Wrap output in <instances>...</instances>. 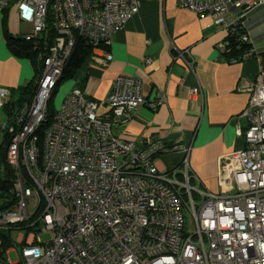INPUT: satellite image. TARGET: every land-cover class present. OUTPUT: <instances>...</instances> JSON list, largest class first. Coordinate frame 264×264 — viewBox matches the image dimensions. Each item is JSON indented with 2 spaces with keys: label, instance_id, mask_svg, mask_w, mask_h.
I'll return each instance as SVG.
<instances>
[{
  "label": "built area",
  "instance_id": "1",
  "mask_svg": "<svg viewBox=\"0 0 264 264\" xmlns=\"http://www.w3.org/2000/svg\"><path fill=\"white\" fill-rule=\"evenodd\" d=\"M12 1L0 0V13ZM145 1L17 0L20 20L31 28L23 39L37 53L42 74L32 101L8 129L14 205L0 211V264H264V72L247 90L246 147L221 162L220 193L191 184L187 157L181 169L161 173L160 143L115 134L140 109L166 104L162 92L147 101L138 78L116 77L105 114L102 103L76 88L49 112L76 49H90L88 62L108 67L112 36ZM177 7L252 45L231 62L256 55L243 19L264 0H177ZM228 45L221 44L223 54ZM189 93L197 96L200 89ZM10 96L0 87V110ZM6 129L4 123L0 137ZM6 231L18 233L7 248Z\"/></svg>",
  "mask_w": 264,
  "mask_h": 264
},
{
  "label": "crops",
  "instance_id": "2",
  "mask_svg": "<svg viewBox=\"0 0 264 264\" xmlns=\"http://www.w3.org/2000/svg\"><path fill=\"white\" fill-rule=\"evenodd\" d=\"M243 22L256 55L233 63L221 51L226 32L214 20L178 8L177 0H146L112 36L110 65L102 68L86 60L64 96L80 89L102 103L99 113L105 114L104 102L120 75L140 79L147 101L165 93V105L140 109L130 121L119 124L115 134L169 148L156 160L161 173L181 169L187 157L191 184L220 193L221 162L246 147L243 134L248 121L242 113L250 101L247 90L264 72V7L250 12ZM30 29L20 20L17 1L0 13V87L17 90L33 79L32 62L15 56L8 46L10 36L22 38ZM185 51L191 68L180 56ZM193 88L200 89L199 95L190 96Z\"/></svg>",
  "mask_w": 264,
  "mask_h": 264
},
{
  "label": "trees",
  "instance_id": "3",
  "mask_svg": "<svg viewBox=\"0 0 264 264\" xmlns=\"http://www.w3.org/2000/svg\"><path fill=\"white\" fill-rule=\"evenodd\" d=\"M16 1L17 0H13L10 6L4 12L9 11L12 5ZM224 42L228 43L229 45L227 46V49L223 55L227 56L229 59L238 58L243 53H245L250 48H252V45L250 44L243 45L239 42L238 33H226V38ZM8 46H9L10 51L15 56L21 57V58H27L32 62L33 69H34V77L25 86L17 90H12L11 96L9 97L7 102L3 105V107L0 110V113L2 112L7 119L6 121L7 129L4 130L3 136L0 137L3 142L2 147H1L2 149L0 151V211L6 210L14 205V200L10 192V187H11L10 180L14 177V172L12 168H10V166L7 164V161H6L7 147L12 137V134L8 132L9 125L14 126L16 117L32 101L34 95L37 92L38 83L40 81L41 74H42V63L37 60V53L33 50L30 44L24 41L23 37L22 38L21 37L12 38L10 36L8 39ZM91 54H92V51L90 49L83 48L81 46L78 47L75 53L73 54V56L71 57L68 65L66 66L60 82L63 79L71 80L75 76L76 72L85 63L87 58L91 56ZM49 112L51 114L53 113V111H51L50 108H49ZM148 143H151V142H148ZM145 144L147 145V143ZM163 148L165 150L169 149L164 146ZM162 152H159L158 156ZM9 232L12 233L11 231ZM3 236L8 241V243L7 242L5 243V248H7L10 245L9 242L11 241V238H10L11 236H6V234H3Z\"/></svg>",
  "mask_w": 264,
  "mask_h": 264
},
{
  "label": "rangeland",
  "instance_id": "4",
  "mask_svg": "<svg viewBox=\"0 0 264 264\" xmlns=\"http://www.w3.org/2000/svg\"><path fill=\"white\" fill-rule=\"evenodd\" d=\"M71 82L70 79H63L59 85L57 86V88L55 89L54 94L52 95L51 101L49 103V108L51 111H55L60 103V101L62 100L63 96L65 95V92L68 89V85ZM7 119L5 117V115L1 112L0 113V132L2 129V126L4 123H6ZM2 139L0 138V151H1V147H2ZM203 189V188H201ZM185 217H187V221H188V229L189 231L193 232L195 229L194 223L192 221V217L191 216H187L186 212H185ZM186 228H187V222H186ZM6 236H11L13 239L16 238L18 233H10L9 231L5 232ZM15 245L11 246L14 247ZM10 257L12 259L13 262H16L18 260V255L15 252L10 253Z\"/></svg>",
  "mask_w": 264,
  "mask_h": 264
}]
</instances>
